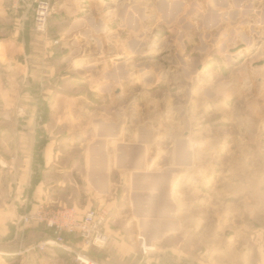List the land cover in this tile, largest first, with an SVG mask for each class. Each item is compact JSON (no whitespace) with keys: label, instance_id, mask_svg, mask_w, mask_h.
Masks as SVG:
<instances>
[{"label":"crops","instance_id":"0c3cea01","mask_svg":"<svg viewBox=\"0 0 264 264\" xmlns=\"http://www.w3.org/2000/svg\"><path fill=\"white\" fill-rule=\"evenodd\" d=\"M216 1L206 2L205 25L213 12H226L234 25L219 51L227 52L230 39L242 46L237 56L252 52L227 81L206 89L207 100L217 99L221 110L245 92L246 100L259 94L254 87L264 79V0H218L224 12L213 9ZM98 2L51 0L50 26L42 36L32 32L30 10L17 0H0V102L6 114L14 115L15 106L23 113L11 125L0 124V253L48 264L42 254L59 258L56 249L25 252L48 231L20 218L39 206L83 212L103 207L110 212L108 243L95 257L107 264H264V122L254 119L246 128L248 156L230 160L219 157L228 148V130L213 127L214 138L212 131L191 127L173 131L168 165L160 161L151 169L157 159L151 153L160 149L156 130L145 124L133 129L131 111L115 108L124 95L121 86L132 81L133 49L125 41L118 51L108 42L111 30L91 9ZM55 35L59 44L52 47ZM90 93L104 103L87 108ZM221 111L227 120V109ZM229 115L236 123L232 132L243 131V114ZM64 131L67 140L81 137L67 144L75 160L63 154ZM243 143L233 140L230 146L240 151ZM139 238L152 248L145 256Z\"/></svg>","mask_w":264,"mask_h":264},{"label":"rangeland","instance_id":"374dc122","mask_svg":"<svg viewBox=\"0 0 264 264\" xmlns=\"http://www.w3.org/2000/svg\"><path fill=\"white\" fill-rule=\"evenodd\" d=\"M46 1L49 5V16L45 32L38 34L42 36L47 35L50 26L51 0ZM86 1L84 0V2ZM207 1L99 0L95 8L94 6L91 7L94 14L99 17L101 22L105 23V28L112 32L108 42L117 49L120 48L118 51H122L121 46L125 45V41L126 45L133 49L130 63L132 68L128 67L132 81L131 84L121 86L124 95L121 98H116L115 108H125L131 111L130 113L133 115L130 121L133 129L137 124H145L156 130V141L160 149L156 151V154H154V150L151 153L152 157L157 156L155 163L150 166L151 169H154L157 163H161L160 161L163 162V165H168L170 151H166V146L171 143L169 134L173 131H180L181 133L184 129L188 130V127L196 132L207 131L211 133L213 127L228 130L225 139L228 148L223 155L219 154V157L228 155L230 160L241 154L248 156L247 154L251 150L246 141L251 140V133L247 132L246 128H250L254 119L260 120L261 124L264 122V116L261 115L264 113V75H261L263 82L254 87L259 92L257 96L246 100L248 95L245 92L244 97L239 101L233 99L228 102L227 106L224 104L223 108L225 107L224 109L228 111L227 120L225 117H220L221 110L224 109L220 110L217 107L219 101L217 99L209 101L205 96L207 88H212L219 82L227 81L231 77L233 69L243 59L249 60L248 55L252 53L248 51L244 54L239 53L237 56L236 53L242 46L239 43L232 45L229 38L227 52L223 54L219 51L221 44L227 42L224 35L230 33L229 30L234 25L230 24L231 21L228 20L226 12L222 8L220 9V1L218 0L212 2V7L218 12H224V14L219 17L218 13L216 15L213 12L215 17L211 15V23L205 25L204 18L210 12L208 4H206ZM228 1L230 0H225L226 3ZM248 1L251 2V0ZM17 2L26 7V4L21 0H17ZM244 3L246 5V0ZM86 8L85 6V10H89ZM229 10L230 8L226 11ZM31 16L32 32H34L32 13ZM50 40L52 47L58 46L57 36L50 38ZM250 61L251 59L248 62ZM141 67L145 70H140ZM86 97H88L87 108L91 104L97 106L104 103L102 99L93 100L91 93L87 94ZM252 99H254V103H252ZM239 102L242 104L235 107L236 103ZM23 104L25 103H19L20 108ZM252 104V109L246 108ZM3 106L5 105L0 102V124L4 126L11 125L18 115L22 116L23 114L18 111L17 106L11 109L14 111V115L6 114L7 109L2 110ZM39 106L41 109L44 108V102L40 101ZM236 111L239 115L243 114L240 120L244 124V129L243 131L232 132L230 127L233 124L235 128L236 123L229 114L235 115ZM257 114L261 116L257 118ZM221 119L223 123L219 125ZM215 131L210 134L211 138L216 136ZM62 133L64 137H61L60 145L64 148L63 154L65 156L70 155L73 160L77 159L76 151L69 152L67 144L75 143L81 140V137L74 134V136L69 137L70 140H67L65 131ZM8 140L7 135H5L3 141ZM233 140L238 141L239 144L244 142L243 145H247V147L240 148L238 151L239 145L230 146ZM217 143L219 144V141ZM0 150L1 152L4 151L1 148ZM75 179L81 187V182L76 177ZM83 198L82 195L80 199ZM42 257L47 260L48 264H66L65 261L51 257L47 253L42 254ZM69 263L75 264L70 258ZM0 264H37V262L35 258L28 255L20 259L16 255L6 256L0 253Z\"/></svg>","mask_w":264,"mask_h":264},{"label":"built area","instance_id":"2783aa9c","mask_svg":"<svg viewBox=\"0 0 264 264\" xmlns=\"http://www.w3.org/2000/svg\"><path fill=\"white\" fill-rule=\"evenodd\" d=\"M33 15V31L36 34L45 32L49 5L46 0H21ZM110 212L103 207L86 211L73 206L46 207L39 206L34 212L23 215L20 221L24 225L41 226L49 235L42 241L28 247L26 252H44L46 249H58L67 254L75 264H107L95 257L98 251L106 248L108 237L105 226L108 224ZM140 239V238H139ZM76 240L80 247L73 246ZM140 239L142 255L149 252L143 247Z\"/></svg>","mask_w":264,"mask_h":264},{"label":"trees","instance_id":"16d2710c","mask_svg":"<svg viewBox=\"0 0 264 264\" xmlns=\"http://www.w3.org/2000/svg\"><path fill=\"white\" fill-rule=\"evenodd\" d=\"M55 253L59 258L64 259L66 261V264H73L69 263V258L67 257V254L65 252L56 249Z\"/></svg>","mask_w":264,"mask_h":264},{"label":"bare ground","instance_id":"6f19581e","mask_svg":"<svg viewBox=\"0 0 264 264\" xmlns=\"http://www.w3.org/2000/svg\"><path fill=\"white\" fill-rule=\"evenodd\" d=\"M154 48H156V47H154ZM159 48H160V47H159ZM157 49H158V48H157ZM157 49H156V50H157ZM156 50H155V51H156ZM159 50H162V49H159ZM157 51H158V50H157ZM140 239H141V238H140ZM142 239H143V238H142ZM143 243H144V244H143V247H144L145 249H147L149 246H147V245L145 244V240H144V239H143ZM149 248H150V247H149ZM148 250L151 251V249H148Z\"/></svg>","mask_w":264,"mask_h":264}]
</instances>
